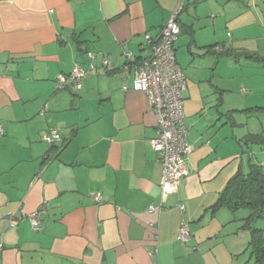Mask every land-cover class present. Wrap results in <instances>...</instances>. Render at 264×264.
<instances>
[{"label":"crops","instance_id":"crops-1","mask_svg":"<svg viewBox=\"0 0 264 264\" xmlns=\"http://www.w3.org/2000/svg\"><path fill=\"white\" fill-rule=\"evenodd\" d=\"M177 1L0 0V264L235 263L241 222L227 231L233 215L214 203L245 164L252 132L237 133L236 116L258 106L264 79L242 86V70L264 76V64L241 54L264 56V0H183L174 50L193 149L187 175L162 192L156 116L133 78ZM75 64L82 87L57 89ZM51 127L61 138L49 144ZM41 207L35 232L28 215Z\"/></svg>","mask_w":264,"mask_h":264},{"label":"built area","instance_id":"built-area-1","mask_svg":"<svg viewBox=\"0 0 264 264\" xmlns=\"http://www.w3.org/2000/svg\"><path fill=\"white\" fill-rule=\"evenodd\" d=\"M183 6V0H178L156 38L152 39L147 35L150 54L139 62L133 78V89L145 94L148 107L156 116V134L150 138L149 142L161 162L160 188L162 192L174 190L177 180L187 175L186 157L193 149V146L185 139L186 128L183 120L185 74L176 61L174 50V44L180 33L177 16ZM217 48L216 46L215 49ZM95 56L94 53L89 54V69H95ZM130 56L129 53L125 54V67L128 66ZM101 62L107 69L113 67L105 55L102 56ZM84 76L85 70L79 64H75L68 73L56 75L55 86L57 89H80ZM241 91L244 92V89ZM43 139L47 143L58 141L60 139L58 128H49L43 135ZM92 197L96 201L101 198L99 193H93ZM177 206L182 213L184 205L178 203ZM158 208L153 205L149 206L150 211ZM43 213L44 209L41 207L31 211L28 215L31 229L35 232L42 230L41 216ZM178 238L183 242L190 238L188 223L184 220L181 221Z\"/></svg>","mask_w":264,"mask_h":264},{"label":"trees","instance_id":"trees-1","mask_svg":"<svg viewBox=\"0 0 264 264\" xmlns=\"http://www.w3.org/2000/svg\"><path fill=\"white\" fill-rule=\"evenodd\" d=\"M241 55L245 59L264 64V56H260L254 52H243ZM253 109L262 108L254 107L244 110L251 112ZM243 144L246 145L243 149V152L246 154L245 164H243V168L241 165L228 180L223 190L219 193L214 203V208H227L232 213L233 219L241 222L240 229L249 232L247 246L250 250V257L255 263L264 264L263 229L253 226L256 220L264 218V163L253 161L251 154V145L264 146V130L258 133H249L245 137ZM241 210H245L247 213L242 217H237L238 215L236 216V214Z\"/></svg>","mask_w":264,"mask_h":264},{"label":"rangeland","instance_id":"rangeland-1","mask_svg":"<svg viewBox=\"0 0 264 264\" xmlns=\"http://www.w3.org/2000/svg\"><path fill=\"white\" fill-rule=\"evenodd\" d=\"M235 67V66H234ZM234 69V68H233ZM242 73L244 75L248 76V85L243 83L242 86H246L249 88V84L251 83H260L263 81L264 76L260 75L258 73L254 72H245L242 70ZM241 77V74L238 73ZM252 74V75H251ZM261 95L257 98V100H260L259 103H257L258 106L262 109H253L251 110V114H246L244 112H240V114L237 117L241 125L237 128V133H248V132H260L264 130V85L262 91H260ZM232 94V93H231ZM228 97V96H227ZM234 94L230 96V98H233ZM255 106V105H254ZM235 117V118H236ZM253 152L252 157L253 161H263L264 162V146H258V145H252ZM246 156L243 157V161L246 160ZM245 168V167H244ZM247 211L241 210L236 214L237 217H242L245 215ZM238 225H240V221L233 220V222L227 224V231L232 230L234 228H237ZM253 226L256 228H262L263 229V236H264V218L258 219L253 223ZM238 229V228H237ZM231 239L234 240V244H236V247L238 246V253L235 255L234 264H258L255 263L254 260L250 257V250L247 246L248 240H249V232L246 230L239 229L237 230V233L231 234Z\"/></svg>","mask_w":264,"mask_h":264}]
</instances>
